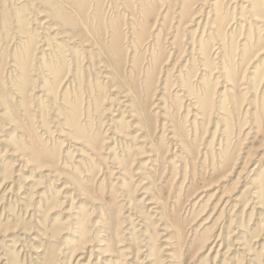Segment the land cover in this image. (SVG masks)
<instances>
[{"label": "rangeland", "instance_id": "1", "mask_svg": "<svg viewBox=\"0 0 264 264\" xmlns=\"http://www.w3.org/2000/svg\"><path fill=\"white\" fill-rule=\"evenodd\" d=\"M178 263L264 264V0H0V264Z\"/></svg>", "mask_w": 264, "mask_h": 264}, {"label": "bare ground", "instance_id": "2", "mask_svg": "<svg viewBox=\"0 0 264 264\" xmlns=\"http://www.w3.org/2000/svg\"><path fill=\"white\" fill-rule=\"evenodd\" d=\"M46 31V30H45ZM78 34V33H77ZM72 38V37H71ZM100 48V47H99ZM216 50V49H215ZM103 51V50H102ZM129 94V93H128ZM138 99V98H137ZM140 101V100H139ZM141 103V102H140ZM156 105V104H155ZM140 107V106H139ZM142 112V111H141ZM143 112H144V110H143ZM144 116V115H143ZM147 134V133H146ZM149 135V134H148ZM152 145V144H151ZM153 147V146H152ZM149 151V150H148ZM159 159V158H158ZM152 203V202H151ZM228 207V206H227ZM176 229V233H178L179 232V230L177 229V228H175ZM171 257V255H168V257ZM179 264V263H178Z\"/></svg>", "mask_w": 264, "mask_h": 264}]
</instances>
